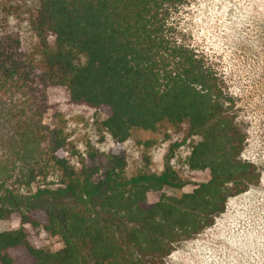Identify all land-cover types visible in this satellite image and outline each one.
<instances>
[{"label": "trees", "instance_id": "obj_1", "mask_svg": "<svg viewBox=\"0 0 264 264\" xmlns=\"http://www.w3.org/2000/svg\"><path fill=\"white\" fill-rule=\"evenodd\" d=\"M185 1L0 0V220L20 223L0 228V264H161L260 181L223 73L166 30ZM75 108L104 114L121 145L169 127V158L185 152L205 180L149 203L185 186L179 170L152 172L143 155L128 176L127 149L82 151L67 126ZM41 232L63 246L46 248Z\"/></svg>", "mask_w": 264, "mask_h": 264}, {"label": "rangeland", "instance_id": "obj_2", "mask_svg": "<svg viewBox=\"0 0 264 264\" xmlns=\"http://www.w3.org/2000/svg\"><path fill=\"white\" fill-rule=\"evenodd\" d=\"M166 30L179 43L206 54L223 73L247 138L243 158L258 165L261 178L247 191L231 197L226 210L211 227L178 243L161 264H264V0H187L169 13ZM103 117L104 114L83 108L68 111L71 139L82 151L89 146L100 153L118 147L127 149L128 176L144 165L143 155L150 156L152 172H162L169 160L179 170L185 186L150 191L149 203H154L163 193L180 195L196 182L205 180L199 174H189L185 152L169 158L171 144L178 138L176 135L167 138L169 127H161L158 132L135 131L121 145L101 128ZM146 140L157 143L148 148ZM19 226L17 219L0 220L2 230ZM36 238L52 251L63 246L59 237L46 233L41 232Z\"/></svg>", "mask_w": 264, "mask_h": 264}]
</instances>
